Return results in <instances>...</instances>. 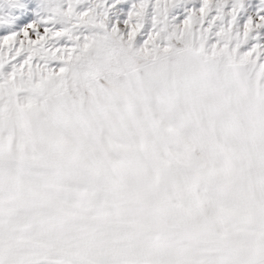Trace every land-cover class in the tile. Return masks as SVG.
Returning a JSON list of instances; mask_svg holds the SVG:
<instances>
[{
	"label": "snow or ice",
	"instance_id": "6c2138e0",
	"mask_svg": "<svg viewBox=\"0 0 264 264\" xmlns=\"http://www.w3.org/2000/svg\"><path fill=\"white\" fill-rule=\"evenodd\" d=\"M0 264H264V0H0Z\"/></svg>",
	"mask_w": 264,
	"mask_h": 264
}]
</instances>
